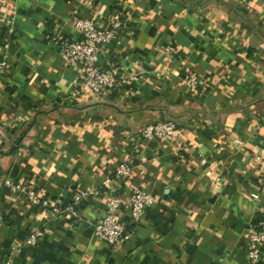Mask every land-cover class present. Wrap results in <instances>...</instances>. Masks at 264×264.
Segmentation results:
<instances>
[{"label":"crops","instance_id":"0c3cea01","mask_svg":"<svg viewBox=\"0 0 264 264\" xmlns=\"http://www.w3.org/2000/svg\"><path fill=\"white\" fill-rule=\"evenodd\" d=\"M80 17L120 21L96 64L126 80L73 97L79 67L59 42ZM163 120L175 141L142 137ZM0 174L59 209L2 187L0 264H264V244L246 254L264 217V0H0ZM136 189L153 201L129 239L94 235L110 196L129 221Z\"/></svg>","mask_w":264,"mask_h":264},{"label":"built area","instance_id":"2783aa9c","mask_svg":"<svg viewBox=\"0 0 264 264\" xmlns=\"http://www.w3.org/2000/svg\"><path fill=\"white\" fill-rule=\"evenodd\" d=\"M118 19H111L104 27H99L95 20L89 17H80L75 19L74 27L78 33V39L59 42L60 51L63 53L67 61L74 63L79 67V77L77 82L72 86L69 95L76 97L83 92L90 90L96 94L103 89L116 88L121 86L126 76L117 71L114 67H101L96 64L98 54L103 48L111 44L115 39L120 27ZM165 52L173 53L174 49L167 47ZM191 93L197 91V77L193 72L185 75ZM178 128L173 120L157 121L155 123L145 125L141 130L143 138H159L170 142L175 141ZM117 178H127L131 175V169L126 162L117 165L114 171ZM8 187L16 192H24L32 203H40L43 206H52L48 198L41 197L29 185H23L18 181H12L9 177L0 174V189ZM82 195L76 194L66 203L65 208L73 210L81 201ZM152 197L136 189L127 203L129 221L121 220L116 211L120 208V201L110 196L106 200V208L104 214L93 223V234L104 239L110 245H121L130 237L129 225L136 223L142 216L143 211L152 203ZM59 211L57 208H53ZM247 257L250 261H256L261 253V246L264 244V220L259 226L254 224L249 226ZM43 235V231L39 228L32 229L25 243L36 245ZM9 264V263H5Z\"/></svg>","mask_w":264,"mask_h":264},{"label":"trees","instance_id":"16d2710c","mask_svg":"<svg viewBox=\"0 0 264 264\" xmlns=\"http://www.w3.org/2000/svg\"><path fill=\"white\" fill-rule=\"evenodd\" d=\"M71 199H72V198H71ZM71 199H70V200H71ZM68 202H69V201H68ZM78 205H79V204H78ZM75 207H76V206H75ZM75 207H74V208H75ZM263 220H264V217L255 220L254 225H255V226H259L260 222H262Z\"/></svg>","mask_w":264,"mask_h":264}]
</instances>
